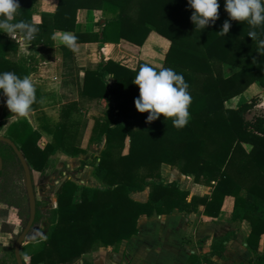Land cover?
<instances>
[{
  "label": "trees",
  "instance_id": "trees-1",
  "mask_svg": "<svg viewBox=\"0 0 264 264\" xmlns=\"http://www.w3.org/2000/svg\"><path fill=\"white\" fill-rule=\"evenodd\" d=\"M186 4L187 0H56L54 10L40 12V21L34 22L32 15L39 0H18L13 22L37 27L32 45L49 47L54 31L64 30L73 32L75 43L96 42L98 46L94 53L88 51L78 99L62 104L57 121L51 122L39 108L36 90L31 111L35 112L37 127L21 118L7 126L5 136L24 156L34 186L35 175L49 169L50 155L66 143L71 155L87 151L81 141L92 119L88 145L100 148L90 160L81 159L79 165L66 172L73 177L91 166L102 185H79L66 177L59 183L56 206L45 210L46 233L20 245L21 257L27 258L24 264H75L80 259L87 264L84 254L99 247L117 248L121 241L135 235L140 215L168 214L174 209L196 212L202 206L204 215L217 217L225 196L233 197V222L254 218L260 221V229H251L246 239L256 251L264 233V114L251 112L247 117L257 94L236 107H227L225 101L254 82L264 88V45L260 44L264 24L253 28L246 21L231 19L223 7L224 0H218L217 19L200 31L190 21L192 10ZM78 9L101 11L100 36L98 23L96 30L76 29ZM222 16L230 22L225 36L217 33ZM150 31L169 40L161 67L181 73L188 84L190 116L182 128L174 127L171 118L164 119L163 114L146 122L147 111L135 109L133 99L138 96V86L132 81L140 65L148 63L138 61L132 68L103 52L106 43L124 41L141 46ZM249 31H254L255 37H249ZM17 49L18 44L0 32V72L11 71L24 77L33 68L16 57ZM224 63L237 69L224 75ZM100 100L105 105L99 115H81L79 119L72 116ZM10 115L0 102V126ZM40 131L51 135L42 146L38 144ZM2 145L18 162L12 148L0 141ZM163 163L192 175L193 182L209 186V192L190 195L177 181L164 180L160 173ZM52 178L54 181L57 176ZM146 188L147 198L143 201L130 195ZM226 238L227 234L214 239L208 255L223 254ZM12 257V264H16L13 254ZM198 260L191 254L188 263L196 264ZM0 264L9 261L0 260ZM248 264H264V253Z\"/></svg>",
  "mask_w": 264,
  "mask_h": 264
},
{
  "label": "crops",
  "instance_id": "crops-1",
  "mask_svg": "<svg viewBox=\"0 0 264 264\" xmlns=\"http://www.w3.org/2000/svg\"><path fill=\"white\" fill-rule=\"evenodd\" d=\"M40 1V7L38 6L36 13L32 15L34 22L40 21V12H52L56 5V0ZM98 19V10L78 9L76 12V29L81 31L96 30L98 27H94L95 25L100 24L102 26L103 24ZM65 33L73 34L71 31H54L52 45L49 46L51 49L49 57L40 60H37L39 53L35 54L36 49L34 48L39 46L25 41L22 35L16 31L11 36L8 35L10 40L18 44L16 57L33 68L27 76L32 81L38 80V82L46 79L50 87H54L55 90L62 93L63 100L61 103L56 104V107H58L57 118L51 119L44 111L46 107L42 103V99H46L48 95L41 89L37 90L39 108L44 109L43 111L51 122L58 120L62 104L78 99V87L87 64L88 51L94 53L98 46L96 42H83L75 43V47L69 49L60 39ZM148 41H153V45H151L153 49L155 48L154 44L163 46L160 60L158 62H148V60H145L147 58L139 60H145L146 63L153 67L161 68L164 55L169 46V40L155 31H150L143 45L148 43ZM125 44L126 42L106 43L103 47L105 56L119 61L122 53H126L129 48L136 50L137 53L139 50L143 51V45ZM68 64H70L69 67ZM106 79L110 83V77L106 76ZM248 89L252 90L253 94H256L260 92L262 86L254 82ZM247 99L244 101H247ZM228 100L225 101L227 107H236L240 104V102L229 103ZM30 113L35 119V112L30 111L28 114ZM75 115L73 113L72 116L74 117ZM32 127L36 128L34 125ZM86 132H88V128ZM40 134V138L44 141L40 142L42 146L50 140L51 135L45 131H40ZM160 173L164 180H175L181 188H183L182 182L186 183L184 188L190 190V195H197L192 194L191 188L194 190L196 186L200 185L193 182L192 175H184L165 163L161 165ZM58 185L55 189H57ZM92 187H102V185L99 184ZM130 195L136 200L143 201L147 198V188L142 191H133ZM232 207L233 197L225 196L217 217L204 215L202 206L196 212L186 213L174 209L168 214L140 215L137 222L138 231L128 239L127 250L129 254L127 264H190L188 260L191 254L198 257L199 260L196 264H248L252 262L257 254L264 253V233L258 239L256 251L248 246L246 239L251 229H260V221L254 218L251 221L233 222L231 218ZM226 234L227 238L223 242L225 248L223 254L208 255L213 240ZM100 255L87 264H117L118 262L115 257L117 254L112 259L104 257L103 254ZM204 258H207V260ZM122 264H126L125 260L122 261Z\"/></svg>",
  "mask_w": 264,
  "mask_h": 264
},
{
  "label": "rangeland",
  "instance_id": "rangeland-1",
  "mask_svg": "<svg viewBox=\"0 0 264 264\" xmlns=\"http://www.w3.org/2000/svg\"><path fill=\"white\" fill-rule=\"evenodd\" d=\"M49 2V1H48ZM41 1L39 0V7H40ZM38 7V8H39ZM99 12V20H103L101 16V11ZM227 20L225 16H222L218 20V24L222 26L223 22ZM99 25H95L94 27H98ZM101 26V25H100ZM125 43L124 41H121ZM144 43V42H143ZM127 45V43L125 44ZM143 45V44H142ZM153 41L143 45V51L139 50L137 53L136 50H131L130 48L127 50L126 53H122L120 60L125 63L129 67H134L138 61H143L146 63L145 60H148V62H158L161 57V51L163 50V46L154 44L155 48L153 49L152 46ZM129 46V45H128ZM36 49L35 54L38 52L39 57H37V60L48 58L50 54V47L46 46H39L34 47ZM106 50V49H105ZM104 52V49H103ZM141 56V58H140ZM145 59V60H139V59ZM152 60V61H151ZM149 64V63H148ZM70 64H68L69 67ZM157 68V67H156ZM236 70V67L231 66L229 64H223L222 65V72L224 75H229L232 72ZM46 79L41 80V82H38V80L33 81L35 85V91L36 90H43L45 94H47L46 99H42V103L46 107L44 110L46 114L49 115L51 119L57 118V110L58 107H56V104L61 103L63 100L62 93L55 90L54 87H50ZM108 82V81H107ZM251 85V84H250ZM249 85V86H250ZM253 91L246 88L244 91H242L237 96H234V98L229 99L228 102H242L244 100H249L254 94ZM252 94V95H251ZM256 97L253 98L254 100V107L250 111V113L247 114V117L249 118L251 116V112H257V113H263L264 114V88L260 90L259 93H256ZM5 97L0 96V102L4 105L5 112H8L11 114L9 117L4 119L3 123L0 126V135L5 136L7 126L15 122L21 118H25L28 122H30V125H34L37 127V122L35 121L32 113L28 114L26 117H17L14 113H11L10 110L6 107L4 104ZM105 102L103 100H100L98 102L94 101L89 104H87L86 107H83V109L80 111V114H76L74 116L75 119H79L80 116H90L92 114H100L102 113L104 109ZM42 109V108H41ZM92 125V119L89 120V123L87 124V127L83 133L81 146L84 148L86 147L87 151L84 154H78V155H71L68 149L66 148L68 144L66 143L65 146L61 147L59 150H57L54 154L50 155L51 163L49 166V169H47L43 174L35 175L34 177V185L36 186L34 189L37 207H36V218L34 220V226H32L31 231L33 230H43L46 227V213L45 209L47 208H54L56 206V197H55V191L56 186L66 177V178H73V180L79 184V185H99L100 183L96 180V178L93 175V168L91 166H85L82 171L75 173L73 177L67 174L66 170L72 169L75 166L79 165L81 159H87L90 160L92 156L99 150L100 146L96 145H88V137L90 128ZM90 127V128H89ZM88 128V132H86ZM45 138H47L45 136ZM44 142L41 138L38 140V144H41ZM0 155L3 158V165L0 170V228L1 229H8L9 222L12 226V232L11 233H3L0 231V260H6L9 261V264H12V254H13V243L15 241V237L18 235L21 229V225L23 224L24 217L26 215V208H27V195L24 188L23 183V176H22V170L20 167L19 162L16 161L14 155L12 152L8 149V147L2 145L0 146ZM61 170V173L59 174V171ZM56 175L57 179L52 181V177ZM186 183L182 182L183 188ZM101 185V184H100ZM196 186L192 194L201 195L203 193L209 192V186L207 185H201ZM190 192V190L188 189ZM55 199V200H54ZM74 199H78V192L75 193ZM18 211V212H17ZM128 240H123L118 245L117 248H114L112 246L108 247H99L94 249L91 252H88L83 255V259L86 263L91 262L92 260L96 259L97 256L100 254H103L104 257H108L112 259L115 254H117V264H122V261L125 260L127 264L128 260ZM101 256V255H100ZM25 262L27 261V258H24ZM82 260V259H80ZM80 260L77 261L75 264H83L80 262Z\"/></svg>",
  "mask_w": 264,
  "mask_h": 264
},
{
  "label": "clouds",
  "instance_id": "clouds-1",
  "mask_svg": "<svg viewBox=\"0 0 264 264\" xmlns=\"http://www.w3.org/2000/svg\"><path fill=\"white\" fill-rule=\"evenodd\" d=\"M186 7L192 10L189 19L194 28L200 31L218 17V0H187ZM223 7L233 20L246 21L253 28L264 24V0H224ZM17 8L18 0H0V32L11 36L18 31L25 41L30 42L38 29L23 21L13 22ZM229 28L230 22L225 20L217 33L225 36ZM247 35L253 38L256 33L249 31ZM60 39L69 49H73L77 37L65 33ZM260 44L264 45V40ZM132 83L138 86V96L133 99L134 107L138 112L147 111L146 122L156 120L159 114H163L164 119L171 118L176 128L188 123L191 95L181 73L165 67L157 71L148 64H141ZM0 96L5 97L3 102L11 113L26 117L36 100L35 85L28 76L19 77L11 71L0 72Z\"/></svg>",
  "mask_w": 264,
  "mask_h": 264
},
{
  "label": "water",
  "instance_id": "water-1",
  "mask_svg": "<svg viewBox=\"0 0 264 264\" xmlns=\"http://www.w3.org/2000/svg\"><path fill=\"white\" fill-rule=\"evenodd\" d=\"M100 22L102 23L103 20H101ZM101 30H102V26L100 27V30H99V36L101 35ZM0 141L7 143L12 148L13 152L15 153V156L22 170L23 183H24V188H25L26 195H27L29 217H28L25 228L16 237V240L13 244V255H14L16 264H24V259L20 255V245L25 242L33 241L34 239L42 236L46 230H39V231H34L29 234H26L29 226L31 225L34 219V214H35V194H34V190L32 186L30 169L21 151L17 148V146L14 144V142L10 138L0 135ZM1 167H2V159L0 157V169Z\"/></svg>",
  "mask_w": 264,
  "mask_h": 264
},
{
  "label": "flooded vegetation",
  "instance_id": "flooded-vegetation-1",
  "mask_svg": "<svg viewBox=\"0 0 264 264\" xmlns=\"http://www.w3.org/2000/svg\"><path fill=\"white\" fill-rule=\"evenodd\" d=\"M3 142V141H2ZM1 153V152H0ZM2 154V153H1ZM0 157H1V159H2V165H3V158H2V156L0 155ZM2 168V167H1ZM1 170V169H0ZM32 186H33V184H32ZM35 185L33 186V190L35 189ZM35 194V193H34ZM55 200V199H54ZM36 207H37V202H36V197H35V214H36ZM51 209V208H50ZM49 208H47L46 207V209L45 210H50ZM18 212V211H17ZM34 214V219H33V221H32V223H31V225L29 226V228H28V231H27V233L26 234H29V233H31V232H34V231H39V230H33V231H31V228H32V226H34V220H35V215ZM28 217H29V213H28V201H27V208H26V215H25V217H24V221H23V224L21 225V229H20V232L18 233V235L21 233V231L25 228V226H26V224H27V220H28ZM8 229H3V230H0L1 232H3V233H11L12 232V226H11V223L9 222V225H8ZM43 230H46V227L43 229ZM45 233H46V231H45ZM44 233V234H45ZM43 234V235H44ZM17 235V236H18ZM16 236V237H17ZM16 237H15V240H16ZM15 242V241H14ZM26 243H28V242H25V243H22V244H26ZM14 244V243H13ZM21 244V245H22ZM13 247V246H12Z\"/></svg>",
  "mask_w": 264,
  "mask_h": 264
}]
</instances>
